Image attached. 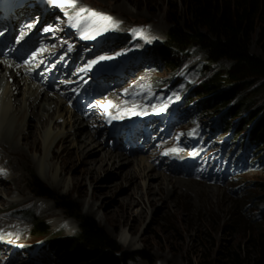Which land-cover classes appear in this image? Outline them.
<instances>
[{"label":"rangeland","instance_id":"obj_1","mask_svg":"<svg viewBox=\"0 0 264 264\" xmlns=\"http://www.w3.org/2000/svg\"><path fill=\"white\" fill-rule=\"evenodd\" d=\"M176 2L181 13L186 15L180 0H75V6L70 7V11H78L81 14L82 11L95 9L100 10L97 12L110 13L109 15L116 16V24L106 29L110 35L113 36L117 32L122 35L128 32L130 27L142 26L138 30L141 28L146 30L144 28L146 27L150 42L157 43L167 40V32L171 25L170 18L174 12L172 5ZM79 17L80 15L66 17V20L71 23ZM258 38L255 32L250 50L264 57V49ZM115 45L110 51L114 49L113 53L116 54L118 49L123 50L122 48L128 46V43L119 41L118 45ZM180 61L181 64L177 69L164 64V61L159 65L157 63L159 67L157 71L150 64L140 63L141 75L139 74L135 78L136 81L132 83L135 84L140 80L158 81L159 84L148 83L156 85L157 89L169 85L170 100L172 104L176 102L179 105L178 108L182 113H180L182 118L179 119L178 127L180 138L187 145L189 137L216 130L212 127L213 121L221 117V113L227 109L225 106H220L221 104H213L214 108L197 118L201 119L202 123L193 121L194 115L189 113V104L183 101V97L187 94L191 98L192 86L199 85L201 80L206 79L212 71L216 70L214 68L216 66L208 70L204 53L196 47L192 48ZM223 64L230 65L228 61ZM20 89H23V86ZM16 91V96L21 97L22 91ZM61 96L66 100L69 99L67 91H64ZM203 99L205 98L195 97L194 101ZM74 103H69V107L71 108ZM247 107L252 110V114L246 115L244 119L232 120V124L242 120V129L245 133H248L252 126L247 125L248 122L256 117L257 119L263 117L264 97H258ZM26 121L33 124L35 118L30 116ZM201 125L207 129L204 133ZM48 131L53 134L59 133L60 129L50 126ZM213 138L216 142L212 143L213 140H210L208 143L213 150L205 152L202 163L191 170H175L173 162L164 157L163 150L154 155L148 154L154 157L153 163L160 167L159 171L167 176H179L182 179L197 182L194 185L201 189L200 196H197L188 186H181L175 196L168 197L159 190L158 182L161 178L145 177L133 164H124L119 167L107 165L103 172L82 174V168H89L88 163L82 162V159L87 156L74 157L75 162L69 160L68 170L66 167L63 169L61 159L56 158L54 170H52L45 164L43 151L30 153L28 156L11 152L8 156H11L14 162L12 164L16 169V175L21 174L25 178H22L20 182L22 192L16 186L18 183H15L16 176L9 182V186L14 187V194L0 195V211L3 210L6 213L1 216L15 221L19 219L18 211L28 208L29 205L41 210V213L38 212L37 215L45 219L52 228L53 236H31V225L21 219L18 221L23 227L29 228L21 236L33 242H42L56 235L78 233L79 220L74 215L59 207L56 201L40 198L33 192L30 182L32 173H36L56 193L75 199L81 207V213L94 217L118 241L122 251L145 250L153 257V262H150L144 257L137 256L128 264H234L235 257L238 258L239 264H251L252 256L256 251L255 240L259 235L264 234V217H259L260 212L264 211V164L259 169L250 168L231 174L229 165L223 162L224 158L219 154L223 152V147L220 145L221 135L217 138L216 132ZM66 144L68 147L72 146L69 141ZM120 147L115 152L129 154L120 150ZM217 147L218 150H216ZM259 147L261 151H264L262 144ZM108 148L110 147H106L107 151ZM82 149L81 154L84 151L87 152L88 158H95L101 154L100 151H94L95 147ZM70 151L78 154L79 150L70 148ZM176 152L179 153V151ZM186 154L188 156L190 152L186 151ZM197 154H199L198 151ZM129 155L135 158L147 154ZM0 157L4 158L5 155ZM81 177L82 179H78ZM208 186L217 189L216 193L209 192ZM45 203L47 208L52 206L57 215L45 213L43 210ZM55 217H60L64 224L54 225ZM33 252L27 253L25 257L28 260H25L24 264H72L59 263L52 253H48L46 257L41 253L33 256Z\"/></svg>","mask_w":264,"mask_h":264},{"label":"trees","instance_id":"obj_2","mask_svg":"<svg viewBox=\"0 0 264 264\" xmlns=\"http://www.w3.org/2000/svg\"><path fill=\"white\" fill-rule=\"evenodd\" d=\"M180 3L186 15L178 9L177 2L174 3L167 41L148 50L147 54L154 58L153 61L158 60V65L164 61L177 69L181 58L192 48H198L205 55L208 70L214 66L216 70L193 90L191 101L195 102V108L210 111L213 104H221L227 109L221 113L222 120L231 118V121L252 114L247 106L258 97H264V57L250 50L255 32L264 49V0H180ZM226 61L230 65L225 66ZM195 97L205 99L196 102ZM262 116L247 123L252 125L248 134L252 148L264 146V112ZM238 121L242 128L243 121ZM221 128L229 132L231 124H222ZM30 185L38 197L56 201L59 207L79 220L81 235L78 238L54 237L49 240V253L59 263L128 264L137 256L153 262V257L145 250L122 251L118 241L94 217L81 213L75 199L59 195L36 173H32ZM27 216L34 220L37 237L52 234V228L37 218L34 211L28 212ZM260 216L264 217V211ZM254 246L256 251L251 264H264V234L256 238ZM233 260L234 264H239L237 257Z\"/></svg>","mask_w":264,"mask_h":264},{"label":"bare ground","instance_id":"obj_3","mask_svg":"<svg viewBox=\"0 0 264 264\" xmlns=\"http://www.w3.org/2000/svg\"><path fill=\"white\" fill-rule=\"evenodd\" d=\"M7 72L8 69H4L0 65V155H5L4 158L0 157V159L4 160V163H6L11 170L10 174L6 175L7 179H2L0 182V195H13L15 192L14 187L9 186V182L14 180L17 176L16 169L13 165L14 162L11 156H8L11 155L9 153H21L28 156L30 153H42L43 151L45 164L52 170H54V160L56 158H60L63 169L66 167L68 170L69 160L75 162L73 159L74 157L79 158L80 155H83L87 157L82 159V162L85 164L88 163L89 168H82V174L103 172L107 165H110V167H119L124 164H133V166H136L145 177L161 178L158 182L159 190L163 192V194L168 195V197L175 196L181 186H188L197 196H200L201 189H198L194 185L197 184V182L182 179L179 176H167L165 173L159 171L160 167L158 165L156 166L153 163V159L148 155L132 158L127 153L115 152L116 149H119L120 144L116 145L114 148H108L107 151L106 147L108 143L106 141H109L110 138L101 131L102 125L104 124L103 122L101 124H96L95 128L91 129L89 123L79 117L78 111L76 110V112L69 107V103H74V101L64 99L58 92H56L55 96H50L47 91H43L39 86L38 90L30 85V83L27 84L25 82L22 84V79L15 77L14 74L7 75ZM10 78H12V81H9ZM21 86H23V89H20ZM16 90L19 92L22 91L21 97L16 96ZM131 114L133 113H130V115ZM30 116L35 118L33 124L26 121L27 117ZM50 126L59 128V133L50 134L48 131ZM68 141L72 143V146L68 147L66 144ZM56 147H58V149H55ZM85 147H95L96 150L94 151H100L101 154L95 158H88L87 152L84 151L81 154L82 148ZM70 148H77L79 150L78 154L76 152L73 154ZM97 163L99 165H97ZM82 177L78 179H82ZM22 178L25 177L20 174L15 181V183L18 182L16 186L19 190ZM207 188L212 194L216 193L217 189L215 190L210 186ZM21 189L23 190V188ZM22 190H20V192H22ZM48 205L47 203V206ZM43 210L45 213H50L52 216L57 215V213L53 211L52 206L46 207V203L43 204ZM3 214L6 213L1 210V226H5L9 229L11 227L20 226L18 221L16 222L10 218L1 216ZM59 224L63 225L64 221L62 222L60 217H55L54 225ZM24 230L25 228L23 227V231Z\"/></svg>","mask_w":264,"mask_h":264},{"label":"snow or ice","instance_id":"obj_4","mask_svg":"<svg viewBox=\"0 0 264 264\" xmlns=\"http://www.w3.org/2000/svg\"><path fill=\"white\" fill-rule=\"evenodd\" d=\"M55 3H57L60 7H74L75 6V0H54ZM89 15L92 18H95L99 21L103 22H111V17L106 16L104 14L96 13V12H90ZM106 30V29H105ZM84 38H89L88 36H85ZM101 59H107L105 57H102Z\"/></svg>","mask_w":264,"mask_h":264},{"label":"clouds","instance_id":"obj_5","mask_svg":"<svg viewBox=\"0 0 264 264\" xmlns=\"http://www.w3.org/2000/svg\"><path fill=\"white\" fill-rule=\"evenodd\" d=\"M48 199V198H47ZM51 200V199H50Z\"/></svg>","mask_w":264,"mask_h":264}]
</instances>
